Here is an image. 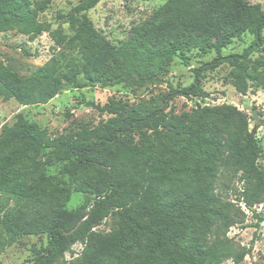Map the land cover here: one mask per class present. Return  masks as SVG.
<instances>
[{
  "label": "trees",
  "instance_id": "obj_1",
  "mask_svg": "<svg viewBox=\"0 0 264 264\" xmlns=\"http://www.w3.org/2000/svg\"><path fill=\"white\" fill-rule=\"evenodd\" d=\"M100 0H80L60 25L42 22L31 0H0V33L15 30L34 38L48 31L60 47L44 64L20 76L0 62V99L44 104L65 85L101 87L159 82L175 57L213 51L192 69L187 86L169 85L165 93L137 103L109 98L99 106L108 115L97 124L78 123L51 136L46 128L18 112L0 127V252L21 236L45 234L30 264H221L242 261L225 236L234 224V204L216 192L219 176L234 171L242 182L237 197L257 219L264 210V149L255 128L236 107L222 103L175 113L170 100L203 97L204 71L230 66L231 83L240 94L264 88V8L246 0H165L129 36L113 44L86 12ZM66 17H68L66 19ZM252 35L240 53L222 54L234 39ZM75 51L78 64L67 53ZM253 54H257L253 57ZM59 164L57 173L47 168ZM73 191L83 202L67 209ZM111 229L99 230L106 219ZM81 244L70 260L72 246Z\"/></svg>",
  "mask_w": 264,
  "mask_h": 264
},
{
  "label": "rangeland",
  "instance_id": "obj_2",
  "mask_svg": "<svg viewBox=\"0 0 264 264\" xmlns=\"http://www.w3.org/2000/svg\"><path fill=\"white\" fill-rule=\"evenodd\" d=\"M80 0H31L40 11L38 17L44 23H49L51 29L60 25L69 32L67 23L60 24L58 14L66 15L70 8ZM165 0H100L95 7L86 14L98 32L113 44L124 41L136 26L141 25L151 13ZM250 4H259L264 8V0H246ZM68 17H66L67 19ZM264 46V28L262 31ZM252 35L246 33L241 38L234 39L222 50V54L240 53L250 44ZM60 47L51 38L48 31H42L34 38H29L15 30L0 33V62L11 66L20 76L26 77L31 71L44 64L52 55L58 53ZM257 54H253L255 57ZM215 56L213 51L199 54L196 50L188 53L185 62L175 57L168 67V71L159 82L137 87L118 83L101 87L99 84L86 83L79 75V81L85 85L74 87L65 85L57 95L44 104L21 105L15 99L3 101L0 99V127L12 124L14 117L21 112L29 121L46 128L51 136L66 132L78 123L97 124L100 119H106L107 114L99 112L93 106L87 105L92 101L99 106L105 104L109 98L121 99L129 103H137L148 99L152 95L165 93L169 85L174 87L187 86L193 80L192 69L202 62L211 60ZM78 64V55L73 50L67 53L66 59ZM201 87L205 92L203 97H174L169 101L166 110L175 113L190 111L197 106L226 103L236 107L248 118L249 130L255 128V137L259 145H264V88L248 89L246 94L238 93L231 83L230 66L221 64L214 70L204 71ZM254 113V115H253ZM257 164L264 165V149L261 151ZM59 164L47 168L48 174L57 173ZM240 171L236 174L230 171L221 174L216 185V192L224 200L234 204L230 216L234 224L226 231L225 236L236 250L245 249L248 252L239 263L231 257L221 264H264V221L256 225L257 219L252 212L238 203L237 197L242 188L239 179ZM84 200V194L73 191L66 202L67 209H74ZM256 212L264 210L263 202L253 207ZM112 220L106 218L98 227L99 230L111 229ZM45 234L26 235L19 237L15 243L0 252V264H30L35 249L46 245ZM82 246L76 243L72 246L73 253H66L65 259L75 258Z\"/></svg>",
  "mask_w": 264,
  "mask_h": 264
},
{
  "label": "water",
  "instance_id": "obj_3",
  "mask_svg": "<svg viewBox=\"0 0 264 264\" xmlns=\"http://www.w3.org/2000/svg\"><path fill=\"white\" fill-rule=\"evenodd\" d=\"M253 115H254V113H253ZM264 223V222H263Z\"/></svg>",
  "mask_w": 264,
  "mask_h": 264
}]
</instances>
